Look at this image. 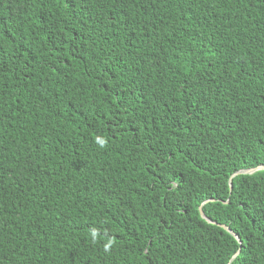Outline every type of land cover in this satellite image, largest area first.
<instances>
[{
    "label": "trees",
    "instance_id": "trees-1",
    "mask_svg": "<svg viewBox=\"0 0 264 264\" xmlns=\"http://www.w3.org/2000/svg\"><path fill=\"white\" fill-rule=\"evenodd\" d=\"M262 164L264 0H0V264H264Z\"/></svg>",
    "mask_w": 264,
    "mask_h": 264
},
{
    "label": "water",
    "instance_id": "water-1",
    "mask_svg": "<svg viewBox=\"0 0 264 264\" xmlns=\"http://www.w3.org/2000/svg\"><path fill=\"white\" fill-rule=\"evenodd\" d=\"M260 170H264V164H262V165H258V166L253 167V168H248V169L239 170V171L233 173V174L231 175L230 179H229V186H230V188H231V186H232V178H233L234 176H236V175H238V174H241V173H243V174H252V173H255V172L260 171ZM208 201H213V200H211V199H209V200H205V201L199 206V213H200V216H201V217H203L204 219H206L208 222H211V221L205 216V214H204V212H203V209H202V206H203L206 202H208ZM211 223H213V222H211ZM214 224H217L218 226H220V227H222L223 229H225L228 233H230V234H231V235H232V236L238 241L239 244H241V239H240V237H239L234 231H232V230L229 228V226H226L225 224H220V223H214ZM239 253H240V249H238L237 253L233 256V258H235ZM233 258H232L231 260H233Z\"/></svg>",
    "mask_w": 264,
    "mask_h": 264
},
{
    "label": "clouds",
    "instance_id": "clouds-1",
    "mask_svg": "<svg viewBox=\"0 0 264 264\" xmlns=\"http://www.w3.org/2000/svg\"><path fill=\"white\" fill-rule=\"evenodd\" d=\"M94 142L96 143L98 147L102 149L108 146V140L100 136L95 137ZM89 232H90V236L92 239V243L93 244L98 243L100 235H101L100 230L93 228V229H90ZM104 235L105 237H107L106 232L104 233ZM115 244H116L115 238L107 237V242L103 245V251L107 254H111V251L113 247L115 246Z\"/></svg>",
    "mask_w": 264,
    "mask_h": 264
},
{
    "label": "rangeland",
    "instance_id": "rangeland-1",
    "mask_svg": "<svg viewBox=\"0 0 264 264\" xmlns=\"http://www.w3.org/2000/svg\"><path fill=\"white\" fill-rule=\"evenodd\" d=\"M209 200V199H208ZM204 202V201H203Z\"/></svg>",
    "mask_w": 264,
    "mask_h": 264
}]
</instances>
